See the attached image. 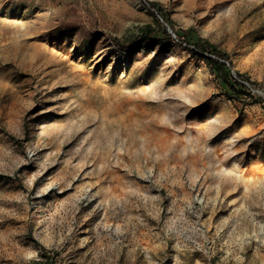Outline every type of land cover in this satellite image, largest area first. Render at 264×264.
<instances>
[{
	"label": "rangeland",
	"instance_id": "1",
	"mask_svg": "<svg viewBox=\"0 0 264 264\" xmlns=\"http://www.w3.org/2000/svg\"><path fill=\"white\" fill-rule=\"evenodd\" d=\"M40 246L264 264V0H0V264Z\"/></svg>",
	"mask_w": 264,
	"mask_h": 264
},
{
	"label": "trees",
	"instance_id": "2",
	"mask_svg": "<svg viewBox=\"0 0 264 264\" xmlns=\"http://www.w3.org/2000/svg\"><path fill=\"white\" fill-rule=\"evenodd\" d=\"M163 20L170 27H172L166 19L163 18ZM157 22L160 27L159 29L160 33L163 36L171 37V34L168 32L167 28L161 22L159 21ZM148 31H151V29L150 30L148 29ZM114 41L118 46H121V44L116 39ZM193 45L195 44L193 43ZM191 51L197 56H199L200 58L205 60L210 71L215 76V80H216L218 87L220 88L221 95H223L226 99L233 100V101L239 100L241 98V95L244 93L243 89L245 85L243 83H240L233 77L229 65L219 60L208 57L207 55H204L203 54L204 51L202 50L200 52L195 51V50H191ZM38 254H39V259H33L31 264H56L55 261H53V259L49 256L47 249L45 247L40 246L38 250Z\"/></svg>",
	"mask_w": 264,
	"mask_h": 264
},
{
	"label": "built area",
	"instance_id": "3",
	"mask_svg": "<svg viewBox=\"0 0 264 264\" xmlns=\"http://www.w3.org/2000/svg\"><path fill=\"white\" fill-rule=\"evenodd\" d=\"M170 33H171V32H170ZM172 35H173V37H174V40L181 42L184 46L188 47L190 50H195V51L198 50V49L195 47V45L190 44V43H186V42H184V41H181V40L177 37L176 34H173V33H172ZM205 55H207V54L205 53ZM211 56H212V55H211ZM223 62H224V61H223ZM226 64H227V63H226ZM233 77H234L237 81H239L240 83H243L245 86H249L248 83H247L246 81L241 80V79H240L238 76H236L235 74H233Z\"/></svg>",
	"mask_w": 264,
	"mask_h": 264
},
{
	"label": "water",
	"instance_id": "4",
	"mask_svg": "<svg viewBox=\"0 0 264 264\" xmlns=\"http://www.w3.org/2000/svg\"><path fill=\"white\" fill-rule=\"evenodd\" d=\"M169 31V30H168Z\"/></svg>",
	"mask_w": 264,
	"mask_h": 264
}]
</instances>
